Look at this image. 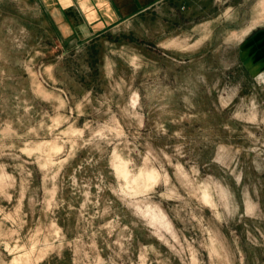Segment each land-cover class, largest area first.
I'll use <instances>...</instances> for the list:
<instances>
[{"label":"rangeland","instance_id":"obj_1","mask_svg":"<svg viewBox=\"0 0 264 264\" xmlns=\"http://www.w3.org/2000/svg\"><path fill=\"white\" fill-rule=\"evenodd\" d=\"M92 19L0 0V264H264V0Z\"/></svg>","mask_w":264,"mask_h":264},{"label":"crops","instance_id":"obj_2","mask_svg":"<svg viewBox=\"0 0 264 264\" xmlns=\"http://www.w3.org/2000/svg\"><path fill=\"white\" fill-rule=\"evenodd\" d=\"M153 0H42L48 8L64 11L67 7H75L81 12L88 10L94 23H111L120 15H124Z\"/></svg>","mask_w":264,"mask_h":264}]
</instances>
